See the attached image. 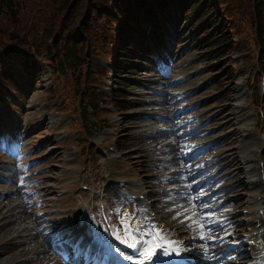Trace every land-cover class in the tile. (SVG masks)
I'll return each instance as SVG.
<instances>
[{
	"label": "rangeland",
	"instance_id": "1",
	"mask_svg": "<svg viewBox=\"0 0 264 264\" xmlns=\"http://www.w3.org/2000/svg\"><path fill=\"white\" fill-rule=\"evenodd\" d=\"M218 4L237 25V32L234 33L235 38L232 39L230 48L224 49V54L217 57L215 51L207 50L206 44L203 47L189 38L188 33L184 32L186 24L179 22L170 24L174 27L173 43L167 53L170 69L155 72L146 67L134 74L132 79L138 82L129 84V93L122 103L123 106L109 108L108 117H105L110 119L109 127L103 128L90 138L96 143H112L110 139L112 135L108 134V130L115 129L117 135H123L121 139L126 147L120 149L117 156L113 153L112 158L94 153V161L93 157L85 161L86 169L81 168L84 162L77 159L74 151V146L78 143L77 135L64 125L57 113L48 110L49 101L46 95L51 88L54 94H58V100H61L60 107L63 102L73 101L77 103L78 108L80 101L88 103L89 95L74 84L73 90H67V96L65 89H70L69 75L61 79L43 66L32 88L33 92L19 110L12 114L13 120L9 121L3 117L5 123L14 124L15 131L14 135H10V130L7 131L6 141H2L4 134L0 133V264H46L50 258L64 264L45 243V233L39 228L42 226L39 225V221L46 218L52 222L56 220L60 222V219L67 215L76 218L79 211L91 207L95 199L99 198L97 189L99 184L130 177L127 184L129 189H138L145 184L150 192L160 191L161 187L153 184L158 179L146 182V178L153 175L150 172H160L154 167L164 164L153 162L152 159L169 157L173 153L163 154L158 150L163 147L160 144L164 140L155 139L149 132L137 133L142 128L140 124L144 123L137 120L140 116H152L149 125H159L163 120L154 118L159 114H170L174 118V124L178 128L175 130L173 140L180 143L185 154L191 151L192 146L184 144H189L190 141L182 140L181 127L190 124L192 129L195 128L194 140H198L199 146L207 145V149L214 156L211 161V164L213 163V178L209 183L213 185L211 189L205 187L203 183L211 176L208 172L203 175L204 172L196 174L192 171L187 175L198 198L208 196L212 190L220 188L222 183L224 186L221 191L223 196L214 201L215 207L210 214L213 216L225 214L231 221L230 226L222 227L215 235L222 236L225 232L231 235L223 244L211 245L208 256L212 258V264H235L232 254L238 257L237 264H253L255 260L253 250L256 245L251 243L247 246L245 240L254 236L257 229L254 225L262 210L256 211L259 205L254 204L255 185L243 184L239 180L250 181L252 178L257 180L258 160L261 156L264 159V148L261 156L257 152L260 147H264V91L262 92L260 86L262 99L259 100L256 109L250 107L253 95L248 91L249 86L261 83L262 75H254L252 68L264 55L262 44L264 35L262 40L255 37L257 17L251 0H218ZM93 14L96 15V21L104 18L97 7ZM1 18L10 31L22 24V17L18 18L17 22ZM23 35L29 38L38 37L41 35L40 27L35 33L27 31ZM85 58L86 55L82 60ZM105 67L108 69V66ZM160 74L161 78L158 76ZM106 78L109 77L105 76L103 79ZM99 85L100 83L96 85L97 89H100ZM59 90L67 99H62ZM63 108L68 112L78 113L76 109ZM178 108L182 109L185 115L181 112L175 114ZM106 110L104 104H100L93 111L98 117L104 115ZM89 116L93 120L101 117L96 118L91 114ZM257 124L263 136L261 141L257 140L254 131ZM200 151L205 153L203 149ZM133 160L140 162L143 167L148 163L145 161L149 160L150 174L145 176L137 172V163ZM126 164L130 168L129 171L122 170L121 165ZM253 165L256 166V170H249ZM71 166L80 167L76 171L72 170ZM112 166L115 167L113 171L110 169ZM97 173L100 175L94 177ZM76 180L80 183L87 181L88 185L87 189H81L73 198L70 191ZM260 187L263 195L261 183ZM40 192L45 195V201H40L38 196ZM153 198L154 196H150L149 200ZM193 200L195 201L196 197H192L190 204ZM61 201L65 202V205H60ZM230 201L231 204L223 212V204L227 205ZM258 201L264 204L263 199ZM9 202L15 207L13 211L22 210L21 218L19 213L8 216L12 211H7L6 206ZM75 202L78 203L75 205ZM205 205L207 203L204 201L201 206ZM112 206L114 220L123 231L125 220L132 218L138 221L139 216L132 213L129 205H123L121 199L117 203L112 202ZM39 210H43L44 214L41 215ZM203 211L202 214L209 215L208 208ZM160 216L156 215L158 218ZM6 222L7 225H3ZM179 234L184 235V229L180 228ZM232 239L234 245L237 244L234 248L223 252L222 247L215 249L217 246L226 247L233 243ZM38 250L42 252L38 253Z\"/></svg>",
	"mask_w": 264,
	"mask_h": 264
},
{
	"label": "trees",
	"instance_id": "2",
	"mask_svg": "<svg viewBox=\"0 0 264 264\" xmlns=\"http://www.w3.org/2000/svg\"><path fill=\"white\" fill-rule=\"evenodd\" d=\"M0 0V92H12L23 95L24 86L21 79V74L17 71L14 61L10 60L9 56H15L21 52H26L36 57L25 56L22 62V70L26 73L33 74L37 69L38 60L41 62L44 57L50 54H55L62 61V65H66L69 70L78 68L82 70L84 60L82 57L93 59L98 57V54H104L105 51L98 52V47L109 46L114 37L119 32L120 20L117 18L114 33L109 40L104 33H99L94 37L76 40L69 45L57 43L50 39L53 31L62 30L57 28L44 33L42 36L34 38H22L27 31L35 33L41 26V23L47 21L58 24L61 17L65 14L62 23L69 28L72 23L75 24L83 16H89L91 11L96 7L108 6V10L113 12L117 8H121L119 14L123 18L124 23L133 25L130 20L132 13H137L141 20L144 19L142 12L150 15L153 19L156 15V7L163 8L164 14L169 15V9L166 0ZM177 10L185 15L194 14V22L202 23L200 29L202 32L198 36L200 42L207 45L211 51H215V55L220 57L224 54V49H229L226 44H229L228 38L230 32L227 29L225 20L220 22L222 16H218V7L216 0H173ZM263 0H251V5L256 11L255 37L258 40L263 39L264 35V7ZM129 6V7H126ZM33 13H35L33 15ZM33 15V18H31ZM1 17L8 18L10 21L17 22L18 18L22 17V24L10 31ZM188 18V17H187ZM186 20V19H185ZM96 22L91 21V25L95 27ZM30 25V27H29ZM49 26V25H48ZM91 26V27H92ZM91 27L87 26L83 29L74 28L71 31L78 33L82 38L89 34ZM28 29V30H27ZM50 39V40H49ZM49 40V42H47ZM219 45L224 47L217 48ZM69 46V47H68ZM118 53L114 55V63L116 68H121V65L126 64L132 59L125 51L123 46L117 48ZM126 53L127 55H123ZM65 67V66H64ZM120 70L117 71L114 80L117 84L121 81ZM80 75H77L74 82L80 81ZM34 80L29 81L28 90L34 87Z\"/></svg>",
	"mask_w": 264,
	"mask_h": 264
},
{
	"label": "snow or ice",
	"instance_id": "3",
	"mask_svg": "<svg viewBox=\"0 0 264 264\" xmlns=\"http://www.w3.org/2000/svg\"><path fill=\"white\" fill-rule=\"evenodd\" d=\"M2 132L3 129L0 128V133ZM197 199L199 198L197 197ZM205 207L209 209V215H205L202 218L203 221L205 222L199 225V227L202 230H205L201 232L199 239L201 241H207L208 244H215L218 242L223 244L225 241H227L231 233L225 232L224 235L222 236L215 235V233L220 231V229L222 228V224L220 223V218L214 217L210 214V206L205 205ZM126 231L129 232L127 238L121 239L119 235H115L114 239L119 241L120 244H123L133 249V253L136 256L142 257V259H140L137 262V264H178V262L172 259V256L173 255L179 256L181 252L187 251L186 249H182V248L167 247L165 246V244L158 245L157 246L158 251H153L152 249L145 247V241L143 239L137 240L134 238L136 235L140 234L139 229H128L126 226ZM169 243L176 244L178 242L172 241ZM140 249H144V250L141 251ZM110 251H115V253L121 256L123 259L133 260V255L126 254L119 247L113 249L112 246L108 244L105 250V254H107V252ZM164 257H166L167 259H163Z\"/></svg>",
	"mask_w": 264,
	"mask_h": 264
},
{
	"label": "bare ground",
	"instance_id": "4",
	"mask_svg": "<svg viewBox=\"0 0 264 264\" xmlns=\"http://www.w3.org/2000/svg\"><path fill=\"white\" fill-rule=\"evenodd\" d=\"M70 85H71V82H70ZM247 161V160H246ZM238 169H241V168H238ZM237 169V170H238ZM249 170H253V171H255L256 170V166H252ZM241 183H243V184H249V183H252L253 185H255V189H256V193L253 195L255 198H256V201H258L259 199H260V186H258V181L257 180H255V178H252L250 181H242V180H239ZM208 197H210V198H206L205 199V201L206 202H210L211 201V196H208ZM11 203L12 202H9V204H8V206H6L7 207V211H10V210H12L13 208H15V207H13L14 205H11ZM163 204H171L170 202H163ZM5 205H7V204H5ZM177 208V206L176 205H171L170 206V211H171V209H176ZM194 208L196 209V212H195V214L193 215V216H197V221H199L200 222V224L201 223H203V217L205 216V215H201V211H202V206H200V203H197V204H195L194 205ZM167 212L166 214L167 215H170L171 214V212ZM15 213H19V218H21L22 216H23V214H22V210L21 209H19V210H16V211H11V213H9L8 214V216H13ZM16 215V214H15ZM23 220V219H22ZM3 225H7V222L6 223H4ZM27 227V226H26ZM198 228H195L194 230H197ZM38 253H41L42 251L41 250H38L37 251Z\"/></svg>",
	"mask_w": 264,
	"mask_h": 264
}]
</instances>
